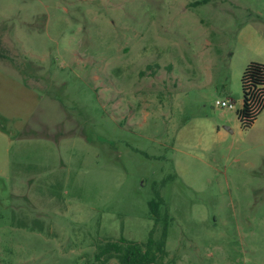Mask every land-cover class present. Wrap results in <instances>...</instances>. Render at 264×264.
Here are the masks:
<instances>
[{"label": "rangeland", "instance_id": "obj_1", "mask_svg": "<svg viewBox=\"0 0 264 264\" xmlns=\"http://www.w3.org/2000/svg\"><path fill=\"white\" fill-rule=\"evenodd\" d=\"M0 43L31 89H0V264H121L97 254L148 239L156 190L155 264H264V111L237 116L264 0H0Z\"/></svg>", "mask_w": 264, "mask_h": 264}, {"label": "trees", "instance_id": "obj_2", "mask_svg": "<svg viewBox=\"0 0 264 264\" xmlns=\"http://www.w3.org/2000/svg\"><path fill=\"white\" fill-rule=\"evenodd\" d=\"M0 58H10L4 53L1 43ZM241 86L243 103L241 108L237 109V116L241 126L248 129L253 126L264 108V62L251 61L245 66L241 77ZM163 203L164 198L160 190H156L155 195L149 201L150 216L154 220V225L145 242L121 237L117 241L108 242L97 254V258L109 255L117 256L121 264H155L159 257L166 252L170 224L168 214L162 220L161 206ZM161 221H163V229L157 238L155 233Z\"/></svg>", "mask_w": 264, "mask_h": 264}, {"label": "crops", "instance_id": "obj_3", "mask_svg": "<svg viewBox=\"0 0 264 264\" xmlns=\"http://www.w3.org/2000/svg\"><path fill=\"white\" fill-rule=\"evenodd\" d=\"M3 87L5 88L11 87V89L17 90L21 94H24L26 96H28V92L31 90L30 87L26 84V81L22 79L20 80L16 77H12L10 75H6L4 80H2V78L0 77V89ZM0 107L4 108V106L2 105H0ZM263 111H264V108L262 112ZM224 114L225 112H222V115ZM8 121H10V119L5 117V115L0 114V177L8 176L10 173L11 147L14 142L13 139H14L15 134L13 131H11L8 128ZM226 127L230 129V127L228 126ZM20 131L21 130H19L17 134Z\"/></svg>", "mask_w": 264, "mask_h": 264}, {"label": "built area", "instance_id": "obj_4", "mask_svg": "<svg viewBox=\"0 0 264 264\" xmlns=\"http://www.w3.org/2000/svg\"><path fill=\"white\" fill-rule=\"evenodd\" d=\"M216 105L218 107H221V108H229V109H234L235 108V105H234V102L233 100H231L230 98H226V99H217L216 101Z\"/></svg>", "mask_w": 264, "mask_h": 264}]
</instances>
